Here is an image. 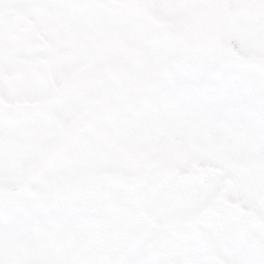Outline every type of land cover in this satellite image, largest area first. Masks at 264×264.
<instances>
[{
    "label": "snow or ice",
    "instance_id": "6c2138e0",
    "mask_svg": "<svg viewBox=\"0 0 264 264\" xmlns=\"http://www.w3.org/2000/svg\"><path fill=\"white\" fill-rule=\"evenodd\" d=\"M0 264H264V0H0Z\"/></svg>",
    "mask_w": 264,
    "mask_h": 264
}]
</instances>
